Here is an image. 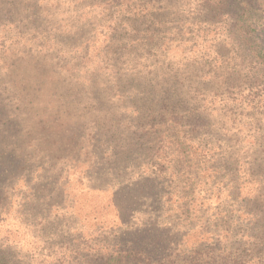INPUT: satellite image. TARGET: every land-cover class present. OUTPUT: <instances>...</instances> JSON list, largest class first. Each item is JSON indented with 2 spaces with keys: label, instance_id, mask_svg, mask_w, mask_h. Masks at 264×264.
Returning <instances> with one entry per match:
<instances>
[{
  "label": "trees",
  "instance_id": "obj_1",
  "mask_svg": "<svg viewBox=\"0 0 264 264\" xmlns=\"http://www.w3.org/2000/svg\"><path fill=\"white\" fill-rule=\"evenodd\" d=\"M34 1L28 0L27 5L31 3V6L26 20L42 16ZM80 2L92 12L101 9L100 13L120 14V0H95L88 5V0ZM125 2L126 12H140L133 15L134 22L148 23L147 28L140 31L131 18L121 16V22H128L129 45L133 48L146 47L169 65L185 66L188 58L201 60L209 67L213 79L243 78L245 82L252 81L255 89L263 88V0ZM183 2L190 7L188 13L194 16L193 20L206 26L205 31L224 30L229 41L211 47L209 44L224 37L211 33L208 34L211 37L203 34L195 39L175 38L171 32L170 38L165 39L167 30H178L172 17L185 12L180 5ZM12 3L13 0H0V30L3 32L5 15L8 8L14 7L9 5ZM11 27L17 29L13 22ZM19 38L18 45L22 48L16 52L5 48L8 35L0 37V229L9 222H16L18 227L14 231L9 226L6 228L11 234L17 233L21 224L34 227L36 220L37 225L46 223L53 210L58 213L57 209H62L55 203L49 182L60 181L68 162L58 152L65 143L54 137L67 126L60 117V113L65 112L61 111L62 104L57 106L56 113H49L48 107L43 105V87L48 85V78L42 75L46 67L42 70L39 62L37 38L29 34ZM105 40L107 50L112 51L116 40L113 36ZM202 41L209 48H199ZM91 42V38L85 39L72 47L77 58L85 56ZM22 64H32V73H18ZM236 66L242 69L230 73ZM133 72L125 74L126 85L141 84L143 92L151 94V99L148 104L140 101V107L123 106L124 111L134 114L136 119L133 121L136 126L124 129L120 141L129 147L128 154L122 158L130 164L131 175L136 176L127 186L138 200L130 205L117 202V206L121 207L122 216H133L135 222L122 223L117 239L96 246L90 255L76 253L81 264H264V182L244 191L238 185L240 169L236 154L239 152L223 142H204L200 132L202 125L199 127L198 121L187 119L191 113L181 115L176 111L184 99L177 74L166 72L158 65L155 74ZM56 83L52 94L61 99L58 91L61 92L64 85L58 80ZM126 94L131 96L133 92ZM226 160L229 161V186L225 189L221 174ZM213 192L225 194V199L216 197L218 208L215 210L208 203ZM224 200L232 204L229 210L219 208ZM126 206L129 208L125 210ZM28 208L34 218L31 221L26 220V211H23ZM148 215L155 216L147 223L136 222ZM43 244L42 253L50 247L46 241ZM9 245L0 249V264H48L42 253L24 249L34 254L32 258L22 257L17 246ZM82 245V237L78 236L76 247ZM35 257L38 259L34 260ZM66 263L69 262L54 264Z\"/></svg>",
  "mask_w": 264,
  "mask_h": 264
},
{
  "label": "rangeland",
  "instance_id": "obj_2",
  "mask_svg": "<svg viewBox=\"0 0 264 264\" xmlns=\"http://www.w3.org/2000/svg\"><path fill=\"white\" fill-rule=\"evenodd\" d=\"M13 1L9 5L15 8H8L7 19L3 22L6 29L5 32L0 30V37L8 35L5 48L16 52L22 48L18 45L20 36L29 34L37 38L39 62L42 70L46 67L42 75L48 78V85L43 87V105L48 107L49 113H56L57 106L62 104L61 111L65 112L60 113V117L67 126L65 131L59 135L56 133L54 137L65 143L66 146L58 152L68 162L60 181L49 182L55 203L62 209H57L58 213L53 210L46 223L37 225L39 221L36 220L34 227L21 224V229L13 234L8 233L6 228L9 226L14 231L18 224L9 222L8 226L0 229V249L11 244L17 246L22 257L32 258L34 252L42 253L46 241L50 247L47 254H42L48 264L58 261L81 264L76 253L90 255L96 246L117 239L122 223L130 225L135 222L133 216H122L119 212L121 207L117 206V202L130 205L138 200L131 187L127 186L135 181L136 176L131 175L130 164L122 158L128 154L129 147L120 141V134L128 126H136L133 122L136 119L134 114L125 112L123 106L140 107V101L148 104L151 94L143 92L139 83L132 82L131 86H127L125 74L133 71L155 74L156 65L180 78L184 99L176 111L181 115L191 113L187 119L198 121L199 127L202 125L200 132L204 142H223L239 152L236 154L240 169L238 185L247 191L259 185L258 182H264V86L263 90L255 89L252 81L245 82L243 78L213 79L209 67L201 60L188 58L185 66L169 65L162 63L161 56L152 55L153 52L146 47L133 48L129 45L128 22H121V16L131 18L140 31L146 29L148 23L134 22L133 15L140 12H126L125 0H120V14L117 12L114 15L100 13L101 9L89 11L80 0H40V3L33 0L42 13L37 20L25 19L31 6V3L27 5L28 0ZM90 2L95 0H88L86 5ZM186 4H180L185 9L184 13L172 17L178 24V30H167L165 39L170 38L171 32L175 38L187 36L195 39L203 34L211 37L208 35L211 33L215 37L224 36L220 41L209 44L211 47H219V44L229 41L224 30L205 31L206 26L193 20L194 16L188 13L190 7ZM11 22L17 29L10 28ZM111 36L116 42L112 51H108L105 39ZM89 38L92 41L90 49L85 56L77 58L72 47ZM209 46L202 41L199 48ZM30 48L27 44V49ZM233 65L230 64L231 67ZM21 66L18 73H32V64ZM241 69L236 66L231 68L230 73ZM13 71L15 73L16 70ZM57 80L64 85L63 90L58 91L61 99L52 94ZM128 91L133 94L126 96ZM228 168L229 161L226 160L221 174L225 189L229 186ZM211 195L209 207L215 210L218 208L216 197L225 199V194L213 192ZM231 205L229 200H224L219 208L229 210ZM128 208L126 206L125 210ZM23 211H26L27 221L34 219L29 208ZM154 216L148 215L136 222L147 223ZM53 235H58V238H52ZM78 236L83 240L80 248L76 247Z\"/></svg>",
  "mask_w": 264,
  "mask_h": 264
}]
</instances>
